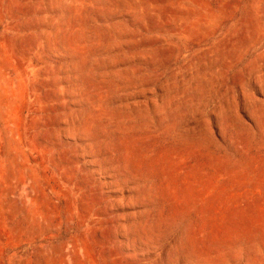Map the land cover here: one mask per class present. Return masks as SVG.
<instances>
[{
	"label": "rangeland",
	"instance_id": "374dc122",
	"mask_svg": "<svg viewBox=\"0 0 264 264\" xmlns=\"http://www.w3.org/2000/svg\"><path fill=\"white\" fill-rule=\"evenodd\" d=\"M0 264H264V0H0Z\"/></svg>",
	"mask_w": 264,
	"mask_h": 264
}]
</instances>
